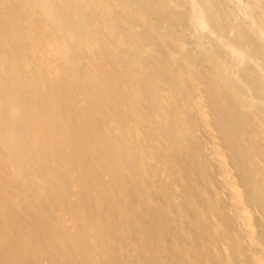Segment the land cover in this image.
Returning <instances> with one entry per match:
<instances>
[{
    "label": "bare ground",
    "instance_id": "6f19581e",
    "mask_svg": "<svg viewBox=\"0 0 264 264\" xmlns=\"http://www.w3.org/2000/svg\"><path fill=\"white\" fill-rule=\"evenodd\" d=\"M0 264H264V0H0Z\"/></svg>",
    "mask_w": 264,
    "mask_h": 264
}]
</instances>
